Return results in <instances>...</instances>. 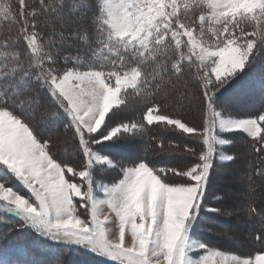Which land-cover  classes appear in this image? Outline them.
<instances>
[{"label": "snow or ice", "instance_id": "snow-or-ice-1", "mask_svg": "<svg viewBox=\"0 0 264 264\" xmlns=\"http://www.w3.org/2000/svg\"><path fill=\"white\" fill-rule=\"evenodd\" d=\"M130 101L136 118L116 122ZM225 134L244 137L256 166L214 188L238 159ZM262 165L264 0H0V211L17 221L5 236L107 264H264ZM208 213L258 221L262 247L199 236ZM44 257L22 264H65Z\"/></svg>", "mask_w": 264, "mask_h": 264}, {"label": "trees", "instance_id": "trees-1", "mask_svg": "<svg viewBox=\"0 0 264 264\" xmlns=\"http://www.w3.org/2000/svg\"><path fill=\"white\" fill-rule=\"evenodd\" d=\"M254 74L258 76L259 73L257 71ZM258 88H259V85L257 84L251 90L258 91ZM225 96L232 102L235 110L240 111V112L248 111V106L243 103V100H244L243 95L233 93L230 90L228 93L225 94ZM132 105H134V102L130 101V107L126 109H122L116 115L115 117L116 122H120V120L136 118L137 113L136 111L133 110ZM149 131L150 133H156L158 135L164 136L166 140L167 139H172V140L180 139L178 134L173 133L171 131L163 132L155 128H150ZM225 138L233 140L234 143L230 146H225L223 150L227 154L237 155L238 159L236 163L238 164L241 163L243 165L242 172L244 174H246L248 171L249 162H251V164L253 165L252 171L254 172L255 166H256V158L249 157L247 155L248 144L245 142L244 137L240 135L225 134ZM149 155H151L150 151H149ZM236 163L229 164L227 166H218L214 172V185L217 183L218 179L224 178V176L226 177V173H225L226 168ZM254 181H255L254 183H262V185L259 184V186L255 188L257 204L258 206H260V197H261V191H262L261 186H264L263 185L264 179L257 176V177H254ZM208 203H209V206L211 207H221L223 209V206L221 204L212 200L211 195L209 197ZM232 217H235L242 221L248 219L246 215H244L243 213H241L239 216H228L225 218H223V215L221 214L208 213L205 215L200 225H198L197 231L199 233V236L210 241L212 244L217 245L222 250L232 251L237 254L254 253L256 250L260 249L262 246L252 242L251 240V237H253L256 231L260 229V224L258 221L249 220V219L248 221L256 222V225L251 227V229H245L244 227H235L231 229L230 234L232 236H235V239L238 241L235 245H229V244L222 243L221 229L230 228V220H227V218L232 219ZM6 219L9 222H4L3 219H0V260L6 259L9 262V264H22V262L25 259H37V258L43 259L42 254H37L36 251L30 248V247H35L31 245L33 238L31 237L32 235L30 234V232L20 233L19 231H13L11 232L10 235H7V236L4 235L6 229L12 228L17 223V221L13 219L12 217H7ZM207 229H211V231H208ZM17 236L21 238L16 239ZM67 256L68 254H63V260L65 264H68V262H66L68 258ZM86 256L89 257L90 255L89 256L86 255Z\"/></svg>", "mask_w": 264, "mask_h": 264}, {"label": "rangeland", "instance_id": "rangeland-1", "mask_svg": "<svg viewBox=\"0 0 264 264\" xmlns=\"http://www.w3.org/2000/svg\"><path fill=\"white\" fill-rule=\"evenodd\" d=\"M143 148H144L143 144H136V145L129 146L128 148L123 149V151L127 154L132 155V154H136L139 151H142ZM242 166L243 165L241 163L240 164L236 163L234 165L228 166L225 170L226 177L224 176V178L218 179L217 183L214 185V188H232L234 177L239 174H244L242 172V168H243ZM259 184L262 185V183H254L253 187L256 188L257 186H259ZM7 217H10V215L5 214L2 211H0V219H3L4 222H9L6 219ZM225 217H228V216L223 215V218ZM227 220H230V228L228 227L229 229L227 228L221 229V241L223 244L235 245L238 242L235 239V236H232L230 234L231 229L235 227H244L245 229H251V227L256 225V222L248 221V219L242 221L235 217H232V219L227 218ZM30 234L32 235L31 237L33 238L31 245L35 246V247H30V248L36 251L37 254H42V258H45L44 253L62 252L63 254H68L67 256L68 258L66 261L68 262V264H80V262H83V264H107L106 261L98 257H94L91 255L90 256L88 255L89 257H87L86 255H82L83 253L76 252L74 249H67L60 245H53L51 243L43 241L41 238L36 237L31 232ZM49 258H52V257H49Z\"/></svg>", "mask_w": 264, "mask_h": 264}]
</instances>
